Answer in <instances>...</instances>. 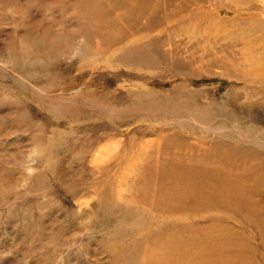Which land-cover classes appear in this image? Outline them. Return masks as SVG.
I'll list each match as a JSON object with an SVG mask.
<instances>
[{"label": "rangeland", "instance_id": "374dc122", "mask_svg": "<svg viewBox=\"0 0 264 264\" xmlns=\"http://www.w3.org/2000/svg\"><path fill=\"white\" fill-rule=\"evenodd\" d=\"M83 1L0 0V264H124L109 235L147 216L138 203L128 204L131 186L166 141L185 131L183 123L197 147L222 143L264 158V84H245L219 67L191 72L163 60L157 69L117 62L127 47L152 37L127 27L128 17L141 25L146 19L137 20L140 9L132 13L127 0ZM216 1L222 7L210 10L208 25L192 30L203 46L235 44L231 64L264 60V0ZM110 19L120 26L114 47L91 35L96 20ZM175 89L185 105L207 107L208 114L199 120L161 106L136 108L134 96L164 101ZM246 208L250 219L264 213V196ZM246 216L221 220L206 211L193 224L225 226L243 251L241 264H264V222L258 231ZM123 241L129 252L132 236Z\"/></svg>", "mask_w": 264, "mask_h": 264}, {"label": "bare ground", "instance_id": "6f19581e", "mask_svg": "<svg viewBox=\"0 0 264 264\" xmlns=\"http://www.w3.org/2000/svg\"><path fill=\"white\" fill-rule=\"evenodd\" d=\"M127 4L132 13L139 8L137 20L146 19V23L141 25L137 21L133 22L131 15L126 26L136 28L137 33L149 32V38L150 35L152 37L149 41L146 34L143 37V40H147L145 43L127 47V54L117 62L157 69L160 60H163L173 70L191 72L204 67H219L245 84H264V64L258 65L264 60L248 56L242 59V66L231 64L230 56L236 57L237 53L232 47L235 44L220 42L217 47L207 49L203 46L204 39L195 36L196 33L192 31L193 28L208 25L212 8L218 10L222 7L216 0H127ZM84 5H87L86 0L82 3ZM89 18L92 19V14ZM231 24L234 26L235 21ZM117 27L115 19L107 23L96 20L91 35L98 37L103 44L114 47L120 43L119 34L117 37L115 32ZM180 35L182 39L177 40ZM86 48L83 44L80 53L85 54L86 50L83 49ZM225 51L229 54L219 58L218 53ZM257 70H262L259 78L254 81L247 78ZM27 86L30 90L34 87L29 83ZM174 92L173 97L163 98L164 101L148 93L145 97L134 96L133 99L140 110L161 106L163 110L168 108L173 111V116H193L199 120L208 114L207 107L191 109L182 102L184 94L176 89ZM181 127H187L186 131L191 126L183 123ZM185 131L176 133V141H166L158 157L152 158L147 167L139 170L141 175L131 186L133 196L128 199V204L132 206L134 202L138 203L147 216H139L128 222L127 226L122 221V226L113 228L109 235L115 257L124 264L242 263L244 256L237 244L238 240L228 234L225 226L212 224L201 228L195 227L193 222L197 217H203L206 211L221 220L237 212L249 218L246 207L254 204L258 196H264V158L249 148H224L222 143L214 142L202 149L189 141L192 138L191 130ZM205 131L213 129L209 127L201 133ZM244 136L248 138L251 133ZM260 148L264 151V146ZM256 171H261V174L258 175ZM259 212L250 213L252 219L249 218L254 224L257 221L258 231L263 229L261 226L264 222V213ZM127 235L132 236L129 252L125 250L123 241ZM141 244L142 249H138Z\"/></svg>", "mask_w": 264, "mask_h": 264}]
</instances>
